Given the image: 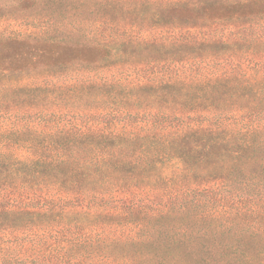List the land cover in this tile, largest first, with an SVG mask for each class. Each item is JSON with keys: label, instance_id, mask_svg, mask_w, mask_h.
<instances>
[{"label": "trees", "instance_id": "trees-1", "mask_svg": "<svg viewBox=\"0 0 264 264\" xmlns=\"http://www.w3.org/2000/svg\"><path fill=\"white\" fill-rule=\"evenodd\" d=\"M75 1L96 44L0 38V264H264V0ZM108 58L95 115L26 73Z\"/></svg>", "mask_w": 264, "mask_h": 264}, {"label": "rangeland", "instance_id": "rangeland-1", "mask_svg": "<svg viewBox=\"0 0 264 264\" xmlns=\"http://www.w3.org/2000/svg\"><path fill=\"white\" fill-rule=\"evenodd\" d=\"M40 1L22 12L0 13V38L97 43L75 0H44L43 4L38 5ZM219 1L232 3L243 0ZM253 23L256 24L257 32L264 34V17L254 20ZM204 27L214 36H223L226 39L230 37V32H241V24L237 21L206 23ZM238 47L241 50L236 58H248L249 53L245 46ZM26 73L31 81L48 90L60 108L78 115H95L111 109L114 105L111 95L119 93L111 86L118 77L112 72L110 58L95 66L39 68ZM13 81L11 75L0 72V87Z\"/></svg>", "mask_w": 264, "mask_h": 264}]
</instances>
